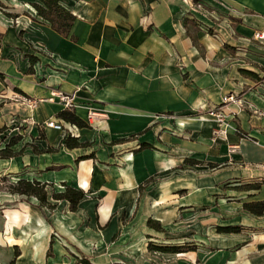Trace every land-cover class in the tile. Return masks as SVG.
I'll return each instance as SVG.
<instances>
[{"label":"crops","instance_id":"crops-1","mask_svg":"<svg viewBox=\"0 0 264 264\" xmlns=\"http://www.w3.org/2000/svg\"><path fill=\"white\" fill-rule=\"evenodd\" d=\"M35 1L0 0V149L15 139L0 174L47 183L54 207L0 191V264H264V212L243 208L264 185L239 189L264 180V0H61L68 36ZM53 89L75 92L81 146L43 125L67 123L61 104L29 106ZM89 107L106 117L88 124ZM63 184L84 192L73 210L51 196Z\"/></svg>","mask_w":264,"mask_h":264},{"label":"trees","instance_id":"trees-1","mask_svg":"<svg viewBox=\"0 0 264 264\" xmlns=\"http://www.w3.org/2000/svg\"><path fill=\"white\" fill-rule=\"evenodd\" d=\"M38 1V2H37ZM32 2L31 5L36 10V14L41 17L43 20L47 21L50 26L59 34L63 36H68L72 27V24L75 20V16L67 10L64 6L61 5V0H37ZM1 6V5H0ZM2 7V6H1ZM11 17L14 15L10 14ZM244 74L251 77L255 75L249 71H243ZM58 117L62 118L64 121L73 123L78 127H85L86 123L81 120L73 111L71 110H62L57 113ZM64 145L68 148L81 146L82 143H79L76 136H64ZM121 139L119 141H123ZM15 139L12 137L9 143L3 148L0 149V158H8L15 155L8 147L13 144ZM153 146L147 143H141L138 146V149L152 148ZM85 156H83L84 159ZM185 163L193 164L197 163L192 159H185ZM8 177L4 176L3 178ZM147 179L145 182H149ZM264 185V180L254 183L243 184L239 186V189L249 190V189H259ZM64 190L62 192H53L52 198L55 200H66L69 202L70 209H75L78 205V202L83 198L84 192L81 189L74 188L72 186L63 184ZM47 183L41 182L36 179L28 180L22 177H16V179L10 182L5 190L12 194H19L24 196H33L37 198L39 205L46 206L48 208H53L54 205L47 201ZM141 185H139V188ZM1 190V187H0ZM243 208L254 215H261L264 212V201H249L243 203ZM147 225L159 231L162 229L160 223L156 220L148 218ZM238 225H228V226H217V232H238L240 230ZM194 245H163L155 244L152 242L148 243V249L153 251L160 252H170L178 253L188 250H193ZM80 261L83 264H92L87 258H81Z\"/></svg>","mask_w":264,"mask_h":264},{"label":"built area","instance_id":"built-area-1","mask_svg":"<svg viewBox=\"0 0 264 264\" xmlns=\"http://www.w3.org/2000/svg\"><path fill=\"white\" fill-rule=\"evenodd\" d=\"M199 2V0H189ZM253 39L258 41H264V30H257L253 34ZM74 97L75 92L65 93L59 89H53L47 97L37 98L36 100L29 101L30 107H35L37 103L42 101L48 102H58L66 110H71L74 107ZM224 102L229 101H238L241 103V100L236 98L234 94H229L223 98ZM208 114L215 118L217 122V129L214 130V134L221 140L226 138L227 128L230 126L229 123L225 120L223 112L218 109V107H212ZM106 117V114L102 111H99L93 107H89L86 114V121L88 124H91L95 120H102ZM43 125L48 128L58 130L62 133L63 136H77L76 130L77 126L73 123H64L63 121H57L55 119H49L43 122ZM229 151L233 152L236 149L235 145L228 146Z\"/></svg>","mask_w":264,"mask_h":264},{"label":"rangeland","instance_id":"rangeland-1","mask_svg":"<svg viewBox=\"0 0 264 264\" xmlns=\"http://www.w3.org/2000/svg\"><path fill=\"white\" fill-rule=\"evenodd\" d=\"M238 99H240V100H241V104H243V100H242L241 98H238ZM4 176H5V175L0 174V187H1V190H0V191H6V190H5L6 186H7L10 182H12V181H14V180L16 179L15 176H8V177L3 178ZM156 176H157V175H153V176L150 177L149 179L155 181V177H156ZM60 187H62V186H60ZM6 192H7V191H6ZM152 220H153V219H152ZM153 243H155V242H153ZM155 244H162V243H161V242H157V243H155Z\"/></svg>","mask_w":264,"mask_h":264}]
</instances>
